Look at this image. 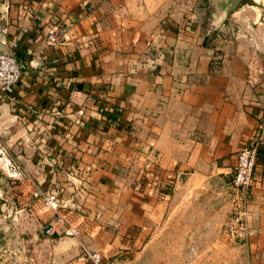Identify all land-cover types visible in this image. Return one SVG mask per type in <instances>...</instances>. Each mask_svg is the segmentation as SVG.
<instances>
[{"label":"crops","instance_id":"crops-1","mask_svg":"<svg viewBox=\"0 0 264 264\" xmlns=\"http://www.w3.org/2000/svg\"><path fill=\"white\" fill-rule=\"evenodd\" d=\"M227 9L200 22L177 0H0V52L17 43L23 70L0 97V264H81V244L112 264L169 233L264 264V19ZM50 26L67 30L53 47ZM256 135L250 236L234 242V167ZM182 212L194 223L177 229Z\"/></svg>","mask_w":264,"mask_h":264},{"label":"built area","instance_id":"built-area-1","mask_svg":"<svg viewBox=\"0 0 264 264\" xmlns=\"http://www.w3.org/2000/svg\"><path fill=\"white\" fill-rule=\"evenodd\" d=\"M4 33L7 29H2ZM66 29H57L53 26L47 28L45 43L49 47L62 43ZM18 44L13 43L8 53L0 54V97L13 88L22 76V64L17 57ZM260 147V136L256 135L253 140L243 146L237 155V162L234 167V179L232 189L234 191L233 209L230 219L225 225V233L235 242H245L250 236V228L247 222L249 197L248 192L253 183V176L257 164ZM11 171L19 170L17 165L10 167ZM44 203L52 208L58 207V197L53 194L43 195ZM77 236L76 230L70 232ZM47 235L53 234V226L46 229ZM82 253L78 258L81 264H104L106 256L99 251H93L84 244H81Z\"/></svg>","mask_w":264,"mask_h":264},{"label":"rangeland","instance_id":"rangeland-1","mask_svg":"<svg viewBox=\"0 0 264 264\" xmlns=\"http://www.w3.org/2000/svg\"><path fill=\"white\" fill-rule=\"evenodd\" d=\"M177 2L181 9L188 10L196 15L200 22L205 19L207 22L212 20L214 15L221 13L220 9L222 10L229 4L228 0H177ZM246 4H253L261 9L262 18L264 19V0H255V2L253 0H243L239 8ZM185 214L182 212L181 216L173 222L177 229L178 227L189 226L194 223L192 219H189L188 214ZM216 220L213 219V221ZM214 237L208 236L209 239ZM205 238L207 237L205 236ZM152 239L147 247L136 248L119 254V257L112 264H205V262L206 264H211L212 260V264H219L217 261L220 258L219 252L213 255L214 252L203 250V236L201 235H171L169 233L163 235V238L161 236L158 241H156L154 236ZM189 242L196 245L195 250L186 247ZM206 259H209L208 263Z\"/></svg>","mask_w":264,"mask_h":264},{"label":"water","instance_id":"water-1","mask_svg":"<svg viewBox=\"0 0 264 264\" xmlns=\"http://www.w3.org/2000/svg\"><path fill=\"white\" fill-rule=\"evenodd\" d=\"M228 1H229L228 9H227L228 14L236 11L243 2V0H228ZM2 53H8V52H0V54Z\"/></svg>","mask_w":264,"mask_h":264}]
</instances>
